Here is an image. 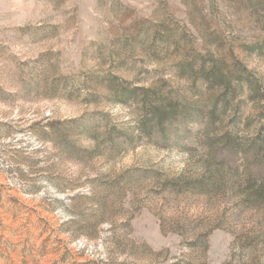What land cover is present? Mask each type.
<instances>
[{
	"label": "rangeland",
	"instance_id": "obj_1",
	"mask_svg": "<svg viewBox=\"0 0 264 264\" xmlns=\"http://www.w3.org/2000/svg\"><path fill=\"white\" fill-rule=\"evenodd\" d=\"M263 139L264 0H0V264H264Z\"/></svg>",
	"mask_w": 264,
	"mask_h": 264
},
{
	"label": "trees",
	"instance_id": "obj_2",
	"mask_svg": "<svg viewBox=\"0 0 264 264\" xmlns=\"http://www.w3.org/2000/svg\"><path fill=\"white\" fill-rule=\"evenodd\" d=\"M152 116H153L154 120L157 122V124L162 127V130L165 131V128L163 126L165 120L172 119L173 117L175 118L177 116L176 102H171L170 109H168L167 111L159 112L158 107H157V109H155L153 111ZM148 132L149 133L151 132L150 129L148 130ZM260 137H262V136H260ZM262 142L264 143V139L262 140Z\"/></svg>",
	"mask_w": 264,
	"mask_h": 264
}]
</instances>
